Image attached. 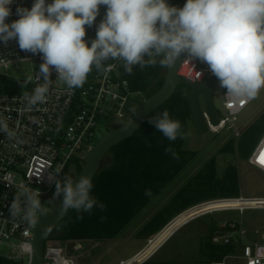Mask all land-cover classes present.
I'll use <instances>...</instances> for the list:
<instances>
[{"label":"clouds","instance_id":"clouds-1","mask_svg":"<svg viewBox=\"0 0 264 264\" xmlns=\"http://www.w3.org/2000/svg\"><path fill=\"white\" fill-rule=\"evenodd\" d=\"M13 3L0 0V43L6 47L15 40L21 51L40 54L38 76L45 82L54 70L69 88H79L93 66L100 70L110 59L122 60L132 74L133 66L154 65V57L167 66L184 57L206 64L230 97L255 99L264 88V0H186L182 7L167 0H34L30 9L18 5L19 18L7 23ZM101 6L106 12L89 45L86 27L94 25ZM45 92L36 89L33 102ZM148 123L169 141L183 138L180 121L168 111ZM92 188L88 176L57 181L52 199L61 200L62 213L104 211L106 204L91 195ZM39 195L29 197L35 210L41 209Z\"/></svg>","mask_w":264,"mask_h":264},{"label":"built area","instance_id":"built-area-1","mask_svg":"<svg viewBox=\"0 0 264 264\" xmlns=\"http://www.w3.org/2000/svg\"><path fill=\"white\" fill-rule=\"evenodd\" d=\"M33 3L34 0H14L10 6L12 15L6 22L19 18L16 15L18 5L30 9ZM105 12L106 6H101L96 21H101ZM94 38L85 37L89 45ZM160 58L153 59L157 62ZM21 62L34 64L31 78L9 72L12 65ZM193 62L198 71L208 72L216 82L206 64L198 60ZM41 63L40 54L21 51L15 40L9 41L6 47L0 43V121L3 122L0 125V257L18 264L33 262V245L28 241H33L41 211L49 208L46 202L52 199L50 193L54 192L55 182H59L64 173L68 175L71 163L77 168L78 164L84 166L98 143L97 130L103 138L109 132L110 124L119 123L114 116L131 120L125 115L126 103L133 95L142 94L130 89L129 81L123 77L122 60L105 61L100 70L93 66L86 82L79 88H69L54 70L45 82L38 76ZM38 88H46V92L33 102ZM223 96L222 114H217V125L212 124L204 112L207 127L215 132L233 126L237 116L254 100L230 97L225 89ZM106 119L110 121L102 131L99 123ZM3 125L7 126V132L2 130ZM263 151L264 135L248 159L250 165L264 172V163L260 160ZM37 192L40 193V210L33 209L29 199ZM192 209L197 210L190 220L222 211H237L243 216L247 210L264 211V197L217 198L189 210ZM250 232L255 233V240L248 237ZM259 234V230H249L242 222L225 221L217 227L210 241L234 248L222 260L209 264H227L231 258L242 264H264V243L259 242ZM155 237L116 264L147 263L164 242L149 248ZM234 253L237 255L233 256ZM43 254L53 258V264H80L58 245L44 244Z\"/></svg>","mask_w":264,"mask_h":264},{"label":"trees","instance_id":"trees-1","mask_svg":"<svg viewBox=\"0 0 264 264\" xmlns=\"http://www.w3.org/2000/svg\"><path fill=\"white\" fill-rule=\"evenodd\" d=\"M185 2L186 0H172L173 6L177 7H182ZM99 23L100 20L95 21L91 28L86 27V37L96 36V26ZM160 60L161 58L143 70L138 65L133 66L132 74H128L123 68V77L129 81L133 92H141L150 97L161 88L165 80L166 65H161ZM189 90L187 85H178L171 97L148 116L138 131L105 154L99 171L91 180V195L106 204V209L100 211L93 208L90 214L70 209L66 217L47 234L44 244L48 240L54 245H65L78 241H104L115 237L149 203L157 187L171 181L181 171L191 158L190 152L184 148L188 124L192 120ZM164 111H168L170 118L180 121L183 138L169 141L148 123L149 119L160 116ZM263 132L264 112L244 128L238 138L229 139L221 152L233 155V160L229 159L221 179H217L216 160L211 159L207 165V178L216 193L210 198L240 196L241 186L234 162L235 155L248 160ZM166 148H171L178 159L174 158L172 152L166 153ZM82 168L78 164V171ZM68 179L67 173H64L59 182L63 184ZM146 190L151 195H145ZM101 217L105 219L101 220ZM165 223V219H162L158 225L162 227ZM216 230L215 226L211 228L210 235L201 246L200 252L209 263L222 260L234 248L232 245L213 244L210 238ZM145 232L147 235L156 233L148 230ZM0 264L17 263L0 257Z\"/></svg>","mask_w":264,"mask_h":264},{"label":"rangeland","instance_id":"rangeland-1","mask_svg":"<svg viewBox=\"0 0 264 264\" xmlns=\"http://www.w3.org/2000/svg\"><path fill=\"white\" fill-rule=\"evenodd\" d=\"M33 67L34 64L31 62H21L16 66L12 65L9 72L15 76L31 78ZM132 99L141 100V94L133 95ZM223 99V89L219 87L216 79L214 105L219 116L222 114ZM262 112H264V88H261L257 97L237 116L233 126H226L217 132L208 128L204 134H200L191 120L184 145V148L190 152V160L171 181L157 187L149 203L125 225L119 234L104 241H78L58 246L80 264H116L135 254L148 239L156 236L149 248L153 249L164 242L145 264H209L207 258L200 252L201 246L210 235L211 228L218 227L225 221L242 222L249 230H259L258 240L264 243V211L247 210L243 216L237 211H222L191 220L190 217L196 214L197 209L188 212L191 207L200 203L222 198L209 197L216 193V190L212 189V183L209 184L207 165L212 158H215L217 179H221L229 159L233 160V155L221 152L222 148L232 137L238 138L241 131L253 123ZM133 113L134 110L125 115L127 118H132ZM109 121V119L101 120L99 128L103 131ZM263 135L264 132L257 144ZM101 139L102 135L97 130L98 142ZM235 158L241 186L240 196L264 197V172L250 165L248 160L236 155ZM185 211L188 213L185 214ZM162 219H165L166 223L161 227L158 223ZM146 230L156 233L147 235ZM48 243L53 244L51 240L45 242L46 245ZM232 255L236 256L237 253ZM227 264L242 263L231 258Z\"/></svg>","mask_w":264,"mask_h":264},{"label":"water","instance_id":"water-1","mask_svg":"<svg viewBox=\"0 0 264 264\" xmlns=\"http://www.w3.org/2000/svg\"><path fill=\"white\" fill-rule=\"evenodd\" d=\"M167 3L173 6L172 0H167ZM178 85H187L190 88L188 102L190 104L192 122L196 130L200 134H204L208 130L205 113L209 121L217 125L218 117L214 105L215 79L211 77L208 72L198 71L195 62L181 57L171 66L166 65L164 83L155 94L141 102L134 99H129L127 101L126 111L135 110L131 120L126 121L114 116V119H118L119 123L110 124L108 126L109 132L106 134L102 132L104 134L103 138L89 154L80 171H78L76 165L73 163L70 164L68 176L71 177V179H79V177L83 175L90 177L92 180L99 171L101 161L105 154L113 146L128 139L138 131L148 116L171 97ZM125 125L129 126L126 128ZM50 194L53 195V193ZM46 203L49 208L41 211L34 231L33 241H28L32 242L33 245L32 264H53V258H47L43 254L44 241L47 234L55 228L70 211L69 209L62 213L60 199H50L47 200ZM248 237L252 240L256 239L254 232L248 233Z\"/></svg>","mask_w":264,"mask_h":264},{"label":"flooded vegetation","instance_id":"flooded-vegetation-1","mask_svg":"<svg viewBox=\"0 0 264 264\" xmlns=\"http://www.w3.org/2000/svg\"><path fill=\"white\" fill-rule=\"evenodd\" d=\"M146 98H148L147 96H146V94H144V93H142L141 94V100H139L138 102H141V101H143L144 99H146ZM132 110H134V109H132ZM131 110V111H132ZM131 111H127V112H131ZM134 112H135V110H134ZM134 114V113H133Z\"/></svg>","mask_w":264,"mask_h":264},{"label":"bare ground","instance_id":"bare-ground-1","mask_svg":"<svg viewBox=\"0 0 264 264\" xmlns=\"http://www.w3.org/2000/svg\"><path fill=\"white\" fill-rule=\"evenodd\" d=\"M261 150H262V149H261ZM261 150H260V151H261ZM260 151H259V154H260ZM259 154H258V155H259ZM262 155H264V151H263L262 154L260 155V160H261V156H262ZM192 210H195V209H192ZM188 212H190V210H189ZM188 212H186L185 214H187ZM185 214H183V215H185ZM183 215H181V216H183ZM181 216H180V217H181ZM180 217H179V218H180Z\"/></svg>","mask_w":264,"mask_h":264},{"label":"snow or ice","instance_id":"snow-or-ice-1","mask_svg":"<svg viewBox=\"0 0 264 264\" xmlns=\"http://www.w3.org/2000/svg\"><path fill=\"white\" fill-rule=\"evenodd\" d=\"M261 162L264 163V155L261 156Z\"/></svg>","mask_w":264,"mask_h":264}]
</instances>
